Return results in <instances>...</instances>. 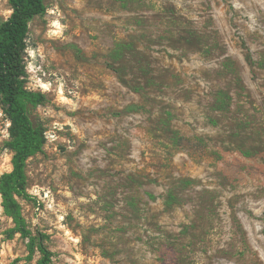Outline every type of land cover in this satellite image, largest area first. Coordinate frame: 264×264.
<instances>
[{"label":"rangeland","instance_id":"obj_1","mask_svg":"<svg viewBox=\"0 0 264 264\" xmlns=\"http://www.w3.org/2000/svg\"><path fill=\"white\" fill-rule=\"evenodd\" d=\"M45 4L18 201L51 264H264V0ZM9 127L0 105V177ZM29 243L0 196V264H39Z\"/></svg>","mask_w":264,"mask_h":264},{"label":"trees","instance_id":"obj_2","mask_svg":"<svg viewBox=\"0 0 264 264\" xmlns=\"http://www.w3.org/2000/svg\"><path fill=\"white\" fill-rule=\"evenodd\" d=\"M45 1L8 0L12 13L0 24V105L10 121L8 148L13 153L12 170L0 177V196L16 232L29 238L31 251L41 253L39 264H51V251L28 231L18 199L29 198L27 165L46 144L43 129L34 125L29 114V107L43 104L45 97L28 89L25 60L30 23L46 13Z\"/></svg>","mask_w":264,"mask_h":264}]
</instances>
